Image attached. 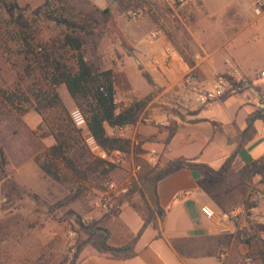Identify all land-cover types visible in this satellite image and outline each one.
Segmentation results:
<instances>
[{
    "label": "rangeland",
    "instance_id": "obj_1",
    "mask_svg": "<svg viewBox=\"0 0 264 264\" xmlns=\"http://www.w3.org/2000/svg\"><path fill=\"white\" fill-rule=\"evenodd\" d=\"M93 1L102 4L96 5ZM118 1L0 0V148L6 158V165L0 169V264H64L72 256L74 247L85 239L79 233L78 222L84 225L102 222L114 215V201L110 211H106L101 206V197L108 182H118L127 176L123 168H113L104 178L79 181L60 164L61 172L68 175L66 180L57 182L38 166L54 144L56 131L60 126H68V118L80 130L81 145L87 156L96 158L84 142L88 132L76 102L64 84L53 86L51 83L55 62L72 71L77 68L76 52L62 46L64 35L70 29L54 18L65 17L77 24H87L91 33L76 30L86 62L94 71L112 72L116 99L126 93L127 80H130L142 95L132 103L143 105L148 83L142 71L135 67L120 71L119 63L130 61L125 48L129 43L123 39L120 24L164 20L172 46L187 64L202 56L201 45L206 44L210 49L219 43L222 20H194L196 9H187L183 2L121 0L127 7L121 9ZM209 1L215 3V0ZM137 11L141 16L133 19L131 14ZM254 13L257 15L255 9ZM262 50L261 45L254 46L243 38L236 55L245 65H250L252 60H262ZM256 88L264 93L263 86L256 85ZM53 94L57 95L61 107L44 106ZM243 94L250 97L248 92ZM250 100L253 102L251 97ZM142 110L143 107L140 114ZM218 139L214 138L215 144ZM152 147L159 149L160 145L148 144L147 150ZM137 148L140 150L141 145ZM137 148L136 155L142 151L135 152ZM216 157L214 153L210 165L219 169L222 164ZM135 162L142 167L138 178L147 167H152L139 156ZM131 203L145 212L137 193L133 194ZM125 205L128 204L123 201L118 208Z\"/></svg>",
    "mask_w": 264,
    "mask_h": 264
},
{
    "label": "crops",
    "instance_id": "obj_2",
    "mask_svg": "<svg viewBox=\"0 0 264 264\" xmlns=\"http://www.w3.org/2000/svg\"><path fill=\"white\" fill-rule=\"evenodd\" d=\"M258 1L215 0L211 4L209 0H184L187 9H196L194 20H222L219 43L215 46L207 49L206 44L202 46L194 37L203 54L192 67L172 46L164 20L120 24L123 39L131 48L130 55L126 53L130 61L119 63L120 71L135 67L147 73L152 83L147 82L145 93L148 94L143 97V110L137 121L116 130L117 136L128 139L130 147L134 143L141 145L145 157L148 144L160 145L159 149L152 147L158 152L160 163L177 158L197 159L213 168L210 164L216 153V160L223 164L236 149V138L245 129L248 115L255 110L254 102L249 96L238 94L200 106L182 88L180 80L194 69L209 88L215 72H236L255 86L264 87V79L259 78L264 70V11L255 15ZM153 31L156 37H148ZM243 38L254 46L261 45L262 60L245 65L237 57L239 41ZM166 54L169 59L164 62ZM140 97L127 80V91L118 96L116 103L126 108ZM254 128L255 135L221 178L202 177L195 170L180 168L158 181L154 223L137 240L134 257L113 259L86 245L77 264H216L221 251L226 253V264H264L257 256L264 245V179L256 175L245 184L238 175L245 164L264 157L263 121L256 120ZM106 132L113 134L108 127ZM215 137H219L218 144ZM249 203L253 208L246 213ZM203 206L212 210L211 217L203 214ZM234 210L239 214L230 219L229 214ZM146 213V208L142 212L125 205L103 220L101 224L110 233L109 245L118 247L128 243L142 228ZM250 228L253 239L248 244L241 232Z\"/></svg>",
    "mask_w": 264,
    "mask_h": 264
},
{
    "label": "trees",
    "instance_id": "obj_3",
    "mask_svg": "<svg viewBox=\"0 0 264 264\" xmlns=\"http://www.w3.org/2000/svg\"><path fill=\"white\" fill-rule=\"evenodd\" d=\"M118 7L127 9L121 0L118 1ZM84 18L90 19V16H85ZM54 21L70 29V32L64 35L62 46L76 52L77 68L75 71H72L61 63L55 62L53 65L54 72L51 76L52 85H65L68 94L76 102L84 118L88 134L94 138L102 149L128 152L130 150V141L117 136L115 131L134 124L140 115L143 104L141 102H134L126 108H121L116 103L112 72L110 70L94 71L86 62L81 53L82 41L76 35V30L83 33H91V30L88 29L89 26L84 23V20H82L84 24H77L67 20L65 17L54 18ZM125 48L128 52L127 54L130 55V46ZM188 65L192 67L193 63H188ZM142 76L149 84L152 83L147 73L142 72ZM225 98L227 96L222 97L220 100ZM44 106L61 107V104L57 95L53 94L46 100ZM256 120H262L264 123V108L261 110L255 109L248 115L245 129L236 138V149L224 160L218 170H214L197 159L184 158H177L163 164L158 162L152 167H147L139 178V184H133L127 194L119 195L114 199L115 211L113 213L116 214L119 209L118 207L123 201L131 208L136 209L135 204L131 203V198L134 193L140 196L147 213L144 224L137 235L125 245L113 247L108 243L109 230L101 222H91L85 225L78 222L80 227L79 233L83 234L85 239L74 247L72 256L64 264H77L82 248L86 245L92 247L99 254L107 255L113 259L127 260L134 257L136 255L135 244L137 240L142 235L144 229L154 223V207L157 203L156 185L158 181L180 168L195 170L202 177L221 178L223 172L232 164L235 157L255 135L254 122ZM68 122V126H60L59 130L56 131L54 144L48 149L44 160L38 162L40 170L57 182L66 180L68 175L61 172L60 164L65 165L66 169L72 172L79 181H95L106 177L113 167H107L103 161L97 158L88 157L85 147L81 145L80 130L75 128L70 118H68ZM106 127L113 130L112 135L107 134ZM140 151L138 148L135 150V152ZM5 165L6 158L0 148V169H3ZM238 175L245 184H249L251 179L256 175L264 179V157L245 164L238 171ZM252 206V203L247 205L248 208ZM252 230L250 228V231L243 230L241 232L243 241L248 244L253 239ZM257 256L264 263V245H261Z\"/></svg>",
    "mask_w": 264,
    "mask_h": 264
},
{
    "label": "built area",
    "instance_id": "obj_4",
    "mask_svg": "<svg viewBox=\"0 0 264 264\" xmlns=\"http://www.w3.org/2000/svg\"><path fill=\"white\" fill-rule=\"evenodd\" d=\"M175 2H183L184 0H173ZM264 11V0L257 2L255 12L260 15ZM141 16V12H133L131 17L137 19ZM156 32H150V38L156 37ZM169 55H165L164 62H167ZM159 64V61H155ZM259 78L264 79V70L259 73ZM182 88L191 95V98L200 106H205L211 102L220 100L224 96L238 95L248 92L253 99L254 107L257 110L264 108V93L258 91L256 86L248 79L242 78L236 72L222 73L215 72L213 75V83L209 88L205 87L204 82L200 79L198 73L191 69L180 80ZM89 152L97 159L103 161L106 166L113 168H123L126 171V178L121 181H110L107 183L106 190L101 197V206L106 211H110L114 198L119 195L127 194L133 184H137L139 181L138 175L142 169L141 165L135 162L137 156L144 159V163L150 166H154L158 163V152L151 148L146 151V157L141 153L136 155L134 149L138 146V143H134L128 152L120 150H104L102 149L92 136H88L84 140ZM144 154V155H145ZM263 195H259L262 198ZM253 207H246V213ZM202 212L205 216L211 217L213 215L212 210L208 206L202 207ZM239 212L234 210L229 214L230 219H234L238 216ZM216 264H226V253L224 251L219 252L217 256Z\"/></svg>",
    "mask_w": 264,
    "mask_h": 264
}]
</instances>
